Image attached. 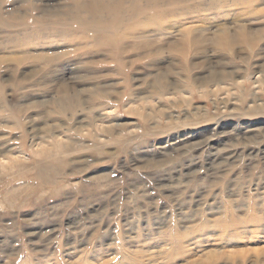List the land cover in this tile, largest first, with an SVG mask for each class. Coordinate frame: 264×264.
Listing matches in <instances>:
<instances>
[{
  "label": "rangeland",
  "instance_id": "374dc122",
  "mask_svg": "<svg viewBox=\"0 0 264 264\" xmlns=\"http://www.w3.org/2000/svg\"><path fill=\"white\" fill-rule=\"evenodd\" d=\"M0 264H264V0H0Z\"/></svg>",
  "mask_w": 264,
  "mask_h": 264
},
{
  "label": "bare ground",
  "instance_id": "6f19581e",
  "mask_svg": "<svg viewBox=\"0 0 264 264\" xmlns=\"http://www.w3.org/2000/svg\"><path fill=\"white\" fill-rule=\"evenodd\" d=\"M118 3V2H117ZM96 7V6H95ZM92 11V10H91ZM95 11H97V8H96V10Z\"/></svg>",
  "mask_w": 264,
  "mask_h": 264
}]
</instances>
